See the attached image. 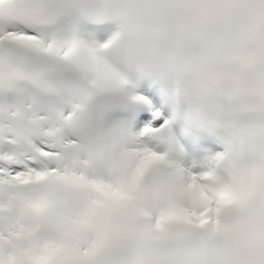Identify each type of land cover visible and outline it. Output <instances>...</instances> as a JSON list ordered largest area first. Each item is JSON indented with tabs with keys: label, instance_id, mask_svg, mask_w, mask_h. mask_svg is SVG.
I'll use <instances>...</instances> for the list:
<instances>
[{
	"label": "snow or ice",
	"instance_id": "obj_1",
	"mask_svg": "<svg viewBox=\"0 0 264 264\" xmlns=\"http://www.w3.org/2000/svg\"><path fill=\"white\" fill-rule=\"evenodd\" d=\"M0 264H264V0H0Z\"/></svg>",
	"mask_w": 264,
	"mask_h": 264
},
{
	"label": "clouds",
	"instance_id": "obj_2",
	"mask_svg": "<svg viewBox=\"0 0 264 264\" xmlns=\"http://www.w3.org/2000/svg\"><path fill=\"white\" fill-rule=\"evenodd\" d=\"M199 251L203 255L212 259L222 260V261H228L231 259V251L227 247H223L219 250V252H217V250L212 246L202 245L199 246Z\"/></svg>",
	"mask_w": 264,
	"mask_h": 264
}]
</instances>
